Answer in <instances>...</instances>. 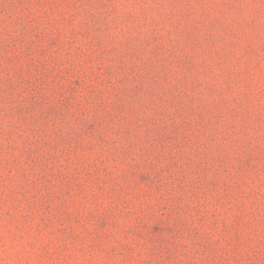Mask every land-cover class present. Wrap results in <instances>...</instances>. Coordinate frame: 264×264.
<instances>
[{"label": "rangeland", "instance_id": "rangeland-1", "mask_svg": "<svg viewBox=\"0 0 264 264\" xmlns=\"http://www.w3.org/2000/svg\"><path fill=\"white\" fill-rule=\"evenodd\" d=\"M0 264H264V0H0Z\"/></svg>", "mask_w": 264, "mask_h": 264}]
</instances>
